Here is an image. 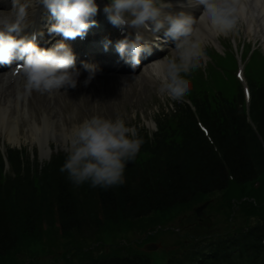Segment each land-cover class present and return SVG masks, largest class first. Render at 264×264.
I'll return each mask as SVG.
<instances>
[{
    "label": "trees",
    "instance_id": "trees-1",
    "mask_svg": "<svg viewBox=\"0 0 264 264\" xmlns=\"http://www.w3.org/2000/svg\"><path fill=\"white\" fill-rule=\"evenodd\" d=\"M253 73L250 119L256 131L244 114L237 80L234 79L233 98L226 97L221 102L210 98L194 82L188 96L210 129L216 149L198 129L188 110L179 115H158V132L149 136L144 130L140 134L145 156L139 163L133 160L127 164L125 182L121 185L107 189L93 188L88 183L76 186L67 174L57 176L61 165L47 168L42 177L37 175L38 180L36 175L31 178L28 169L26 178H19L28 182L24 187L22 181L3 185L0 159V261L10 253L17 255L15 252L22 249L26 238L42 242V233H48L46 237L51 245L59 248L58 234L63 239H71L75 231L82 232L87 227L117 228L152 213H165L176 206L191 204L200 195L221 190L230 183L227 170L235 182L251 186L264 173V92L258 88L259 81L255 78L257 73L264 80V65ZM64 160L59 156L54 163H64ZM46 182L50 189H45ZM252 192L261 202H257L258 206L246 205L244 212L256 216V223L207 245L210 252L219 254L214 264H264V192L263 189ZM71 244L80 246L79 242ZM110 256L98 259L93 253L82 251L65 255L64 260L70 259L73 264H152L150 257H121L116 249ZM189 260H195L193 252L172 257L169 264H191ZM54 261L53 264H59L58 260Z\"/></svg>",
    "mask_w": 264,
    "mask_h": 264
},
{
    "label": "clouds",
    "instance_id": "clouds-1",
    "mask_svg": "<svg viewBox=\"0 0 264 264\" xmlns=\"http://www.w3.org/2000/svg\"><path fill=\"white\" fill-rule=\"evenodd\" d=\"M36 4H42L55 21L48 27L50 34L74 39L83 37L96 24V0H13L14 20L0 26V64L22 61L25 87L29 91L67 92L68 88L77 87L82 72L87 73L82 81L87 86L101 71L96 64L81 61L82 67H76L75 53L63 40L44 48L34 42L35 34L20 35L29 23V10ZM200 6L198 19L183 10L167 11L173 7L170 0H107L103 7L107 20L121 32L125 26L136 29L133 38L124 35L115 44L119 58L133 68L140 64L142 53L151 51L143 43L146 32L163 30V36L174 42L175 55L151 62L158 94L170 100L183 101L190 89L182 73H190L199 66L194 62L199 59V45L192 38L193 24L199 22L211 31L227 35L238 22L233 0H184L182 5ZM102 39L107 50L111 41L107 35ZM66 141L67 154L60 172H66L68 180L76 186L88 183L90 187L105 189L125 182V168L144 143L138 129L125 119L100 114L75 124L66 134Z\"/></svg>",
    "mask_w": 264,
    "mask_h": 264
},
{
    "label": "rangeland",
    "instance_id": "rangeland-1",
    "mask_svg": "<svg viewBox=\"0 0 264 264\" xmlns=\"http://www.w3.org/2000/svg\"><path fill=\"white\" fill-rule=\"evenodd\" d=\"M173 55H175V52L170 56ZM211 57L212 60L209 63L212 64L210 65V69L208 68L207 71L209 80H214V87L216 90H222L225 92L230 88V83L226 82L222 77L221 74L224 69H220L219 66L224 68L225 64L230 62L231 55L228 54V57L225 58L217 54H212ZM195 63L204 66L201 58L196 60ZM146 75L147 73L138 76L140 78H128L127 83H125L123 79H116L111 83H97L92 90L93 92H95V88H97L98 91L95 92L96 94L91 93L88 96H86L85 94H81L80 92L78 93L76 91H71L66 95V97H68L69 106L65 105L64 102L55 103L49 98L46 102H44V105H47L51 108L50 112H55L50 113L52 116L57 114L56 117L53 116L51 118V121H54V125H51V128H53H50V130L48 131V138L51 149L58 150L56 151L58 153L66 152L67 142H63L62 129H64L65 131L70 130L82 119L96 114L104 115L110 118H116L117 116H120L121 118L125 119L126 123L135 126L136 128L138 126H143L144 124L147 128L154 130V113L159 111L160 108L165 105L166 99L165 96L158 94V82L153 78L152 74L148 77H146ZM82 85L83 87H85L84 84ZM88 87L90 89V86ZM10 91L13 90L10 89ZM53 93L54 92H46L45 95L51 98L58 95L56 93ZM30 97L31 91L29 93V99ZM33 107L39 108L38 114H41V117L45 115V107H43V104L39 100L32 101L30 103V109H33ZM38 116L40 117V115ZM63 120L64 123L61 127ZM28 131L29 129L24 126L21 133L19 135L17 134V137H19L20 141L19 144L29 149V153L31 156L30 159L33 160L35 157L40 161L47 163L45 162L46 160L41 159L40 155L42 151L39 142H37L36 140H31L29 138ZM3 139L8 140V135L6 134ZM6 144L10 143L7 142ZM58 173L59 174H57V176L62 174L65 176L67 174L60 172V170ZM63 179L65 180V177ZM221 196V193H219L211 197V199L213 200V206L212 209L209 208V213H211L213 217L211 219L213 222L211 225V229H209L208 231L204 230V232H207L209 234H212L214 233V231L219 230L221 231V234H224V232H235L236 230L240 229L241 222H243L242 218L236 217L235 224L230 227V224L227 222V220L229 219L231 212L229 210H219L221 202L219 199H221ZM185 207L186 206H183V208ZM178 217L176 218V220L178 219ZM184 225L182 224V226L180 227V233L186 235L187 233H189V231L185 229ZM124 227L125 223L120 224V226L117 228H112L105 225L99 230H95L92 227H87L82 232L75 231L73 233V238L71 239H63L60 237L61 235L58 234L56 239L60 245L59 248L51 245L50 241L47 238L48 236L46 237L48 233H46V235L45 233H42V242L40 240L32 241L31 238L24 239L22 249L15 252V254L17 255H14V253H10L7 257H5L4 261H0V264H50L51 261H53L54 257H58V259H60V257L64 258L65 255L68 256L71 254H80L82 252V249L87 247H89L90 252L94 254V257H100L103 252H105L103 254L109 253L111 248H114L116 237H112L114 236L116 229H119L117 233L120 234ZM174 227H177V225H175ZM56 233L59 232L56 231ZM171 234L173 233H161L160 238L168 240L167 243L164 242L165 245H168L169 248H172L173 246V248L175 249V243L170 240H174L176 236L174 235L172 239ZM98 237L99 244L96 243ZM141 237V234L138 235V238ZM135 238L131 237L128 242L134 240ZM71 242H79L80 246L72 245ZM109 244L111 245V247L108 246ZM82 261L87 260L82 259ZM74 262H77V260H74ZM163 263V260L160 258V264ZM64 264H68L67 261H64Z\"/></svg>",
    "mask_w": 264,
    "mask_h": 264
},
{
    "label": "bare ground",
    "instance_id": "bare-ground-1",
    "mask_svg": "<svg viewBox=\"0 0 264 264\" xmlns=\"http://www.w3.org/2000/svg\"><path fill=\"white\" fill-rule=\"evenodd\" d=\"M170 3L173 5V7L171 9H168V10H173L175 7H177V3H178V0H170ZM259 6V9L258 11H260L261 13L264 12V5L263 3H260L259 1H254L252 3V6L253 7H256V6ZM241 11L245 12V13H250V10L248 11V7L244 4L243 7H240L239 8ZM251 18V17H250ZM263 21H264V17H263ZM256 22L258 23L259 25V22L256 20ZM198 45H199V50L201 49V46L208 40H211L213 41L214 39V33L212 31H209V32H206L203 27L200 26V29L198 31ZM127 68V67H126ZM6 75V73L4 74ZM18 79L20 80L21 77L19 76ZM6 81V82H5ZM93 83L96 82L95 79L92 80ZM9 81V78H6V77H2L0 76V87L2 88L3 90V87L4 85L8 84ZM26 82V81H24ZM23 82V83H24ZM80 84H82L81 82H78L77 84V87L76 88H68L67 89V92L64 91V89H61L60 91L62 93H57L58 95L54 96L53 98H51L52 101H54L55 103H59V102H64L65 105L69 106V103H68V97H66L67 93L69 92H80L81 94H85L86 96H88L89 94H94L95 92L91 91V90H88L84 87H82ZM10 88V87H9ZM8 88V89H9ZM26 88V87H25ZM1 90V89H0ZM22 90V89H21ZM29 90H27L28 92ZM4 94H0L1 97H4V98H7V95L5 92H7V90L4 89ZM22 92H17L16 94H14V97H15V100L18 101V104H20V94ZM40 101L42 104H43V107L45 108H49L47 113H48V116H45L44 118H42L43 120L40 121L38 119V117H36V114H37V110L35 107H33V109H30V103L32 101ZM48 100V96L45 95V93H41V92H37L35 90H32L31 92V97L29 99V102H28V99H25L24 100V103H25V110H26V107L28 108V113L27 114H32L35 118L34 122H32L33 120V117L31 116L30 120H28V127H29V138L32 139V140H36L37 142H39L40 146H41V150H42V153L47 155V158L50 156L51 152H52V149L50 148V143H49V138H48V131L50 130L51 128V125H54V121H51V118L53 117L51 114H50V110L51 108L47 105H44V102H46ZM11 101L8 100L7 101V107H6V112L8 111V107L10 105ZM27 105V106H26ZM24 110V111H25ZM36 113V114H35ZM26 114V113H25ZM55 117V116H54ZM63 123H64V120L62 121V124H61V127L63 126ZM6 124H2V120L0 119V129H2L3 127H5ZM53 128V127H52ZM51 128V129H52ZM62 137H63V142L66 143V134L68 132H66L64 129H62ZM17 134L15 133L14 130L10 131V133L8 134L9 136V140H10V143L11 144H14V145H18L20 143L18 137L16 136ZM257 183H262V181H257V182H253L252 185L250 186L249 184H246V185H241L240 183L238 182H234V183H227L225 184L222 189L220 190L219 193H221V199L220 201L222 202H226L227 200L229 201L230 197L233 195V194H240L241 198L243 199H249V198H255L257 202H261V200L256 197L254 194H253V190H254V186H256Z\"/></svg>",
    "mask_w": 264,
    "mask_h": 264
}]
</instances>
